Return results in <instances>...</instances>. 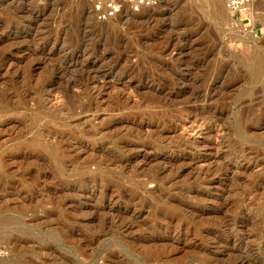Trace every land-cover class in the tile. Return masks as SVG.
<instances>
[{
  "label": "rangeland",
  "instance_id": "1",
  "mask_svg": "<svg viewBox=\"0 0 264 264\" xmlns=\"http://www.w3.org/2000/svg\"><path fill=\"white\" fill-rule=\"evenodd\" d=\"M210 1L0 0V264H264V8Z\"/></svg>",
  "mask_w": 264,
  "mask_h": 264
},
{
  "label": "built area",
  "instance_id": "2",
  "mask_svg": "<svg viewBox=\"0 0 264 264\" xmlns=\"http://www.w3.org/2000/svg\"><path fill=\"white\" fill-rule=\"evenodd\" d=\"M91 4V11L94 18L104 23L119 17L126 11L140 13L143 10L152 8L155 0H87ZM225 7L232 17V20L245 29L255 32L253 22L258 9L264 8V0H226ZM254 28V29H253Z\"/></svg>",
  "mask_w": 264,
  "mask_h": 264
},
{
  "label": "bare ground",
  "instance_id": "3",
  "mask_svg": "<svg viewBox=\"0 0 264 264\" xmlns=\"http://www.w3.org/2000/svg\"><path fill=\"white\" fill-rule=\"evenodd\" d=\"M211 1H212V3H213L216 7H219L220 3L222 2V0H211ZM211 1H210V2H211ZM217 10H218V9H217ZM258 10H259V9H258ZM219 11H220V10H219ZM216 12L218 13V11H216ZM220 12H221V11H220ZM220 12H219V13H220ZM257 12H258V11H257ZM222 13H224V12H222ZM222 13H220V14H222ZM259 14H260V16H259ZM259 14H258L259 17H258V16H257V17H258V18L261 17V18L264 19V14H263V13H259ZM219 16H220V15H219ZM222 16H223V15H222ZM222 16H220V17L222 18ZM223 17H224V16H223Z\"/></svg>",
  "mask_w": 264,
  "mask_h": 264
}]
</instances>
